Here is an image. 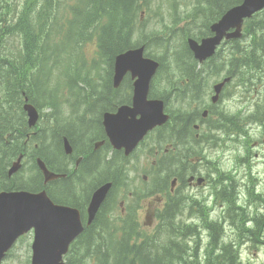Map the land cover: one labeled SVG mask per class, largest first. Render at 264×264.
Wrapping results in <instances>:
<instances>
[{
    "label": "trees",
    "instance_id": "obj_1",
    "mask_svg": "<svg viewBox=\"0 0 264 264\" xmlns=\"http://www.w3.org/2000/svg\"><path fill=\"white\" fill-rule=\"evenodd\" d=\"M203 11L197 10L189 20L199 19L202 14L216 19L238 0H209ZM48 9L36 14L37 24L32 22L24 12L14 24H10L9 16L0 8V192L12 190L38 191L42 188V177L34 164V158L39 156L48 165L39 146L41 136L38 127L34 134L27 128L25 114L22 109L23 98L39 110L49 108L54 111L58 102L57 87L52 88L48 76L52 69L59 67L65 76L63 86L69 93L74 92L72 87H78L89 75V65L85 63L84 48L87 44L96 45V53L106 63L108 70L115 55L137 45L134 40L138 14L142 6H147L149 0H47ZM165 30V31H164ZM160 32V48L163 56L170 52L173 59L169 63H161L165 68L171 67L174 72L162 87L163 92L175 93L186 101L187 106L198 104L204 91L203 68L196 64L184 69V53H188L182 44L179 54L172 52L170 42L164 27ZM167 30V31H166ZM22 38L19 48H9L6 39L14 33ZM207 32V27L203 35ZM143 37L139 36L141 40ZM138 40V39H137ZM229 49L226 55L218 52L206 64L212 65L214 74L225 72L234 77L240 84L256 87L261 85L262 101L255 104V110L250 118L260 125L264 132V11L255 14L244 26L242 37L239 40L228 42ZM184 50L182 51V49ZM84 56V62L82 60ZM215 62V63H213ZM170 64V65H169ZM184 69V70H183ZM36 74V77L32 74ZM100 82L90 86H99ZM97 94L100 91L95 90ZM80 101L95 100L90 95L95 93L75 91ZM151 97H155L153 91ZM161 99L164 94L159 96ZM199 112H197L198 114ZM216 128L222 118L218 114ZM196 115L188 118L187 137L189 149L198 146L202 136L196 137L192 126L196 122ZM47 121V127H48ZM74 134V133H72ZM76 135V134H75ZM58 143V141H57ZM57 143H54L55 149ZM35 145L38 146L35 149ZM30 163L34 177H23L21 172L8 177L7 170L18 156ZM197 154L190 157L196 160ZM80 170V168H79ZM78 170V171H79ZM58 174H66L67 179L75 173L67 170H56ZM27 174V175H28ZM100 178L94 179L98 184ZM166 178H162L167 186ZM251 180H253L251 178ZM113 189H116L121 180L117 177L110 180ZM78 181L75 185H81ZM74 185V187H75ZM234 181L229 176L218 173L213 181L212 204H221L220 212L213 216L210 208L203 209L196 202L189 201L187 195L180 192L173 197L167 193L168 204L159 215L160 224L153 235H145L138 229V222L125 227L124 235L112 237L104 235L103 229L97 220L94 221L91 232L83 234L80 242L85 244L83 254L69 251L66 264H77L92 248L93 264H242L239 257L243 246L252 248L264 246V194L260 195L253 190H247V203L238 201L234 189ZM73 187V188H74ZM72 188V189H73ZM164 191V190H163ZM88 195L83 198L87 199ZM251 202H256L251 206ZM183 203L182 207L178 205ZM259 203V204H257ZM173 204L174 206H170ZM71 205H74L71 202ZM193 206L197 207L196 211ZM253 208V209H252ZM197 219L183 223V229L189 238L187 249L181 235L174 234L172 224L181 222L182 217ZM222 217L219 224L209 219ZM229 221L231 238H226L222 222ZM204 231V232H203ZM202 232L207 244L202 248ZM89 239V241L87 240ZM186 256V258H185Z\"/></svg>",
    "mask_w": 264,
    "mask_h": 264
},
{
    "label": "water",
    "instance_id": "obj_2",
    "mask_svg": "<svg viewBox=\"0 0 264 264\" xmlns=\"http://www.w3.org/2000/svg\"><path fill=\"white\" fill-rule=\"evenodd\" d=\"M264 9V0H243V3L229 10L212 26L213 37L204 39L200 44L188 40V46L197 60L210 56L221 39L240 37V27L244 18H249L253 13ZM230 29L234 31L226 34ZM157 68L152 60L143 58V48L129 50L115 58V84L117 85L124 74L129 71L137 79L134 83V111L139 112L140 118L132 120L130 130L126 123H122L110 135L114 148L120 144L129 154L143 135L154 126L167 121L163 114L160 101H146L149 82ZM223 84L214 87L216 94ZM216 100V97L213 101ZM24 110L28 116V125H35L37 120L36 110L26 105ZM125 112L120 108L119 113ZM120 141V142H119ZM118 143V146L116 143ZM65 144V152L69 153ZM38 168L42 171L45 181L57 176L49 173L44 165L37 160ZM18 169L14 163L8 172L11 175ZM203 181L198 179V184ZM110 184L98 188L92 195L88 207V223H90L99 205L104 200ZM34 230V243L32 246L31 264H63L62 256L67 252L68 246L81 231L78 213L70 208L54 205L45 192L36 194L28 192L0 193V258L3 256L17 237L28 230Z\"/></svg>",
    "mask_w": 264,
    "mask_h": 264
},
{
    "label": "rangeland",
    "instance_id": "obj_3",
    "mask_svg": "<svg viewBox=\"0 0 264 264\" xmlns=\"http://www.w3.org/2000/svg\"><path fill=\"white\" fill-rule=\"evenodd\" d=\"M194 4L193 0H151L150 12L143 14L140 20V24L144 29L150 26V22L154 20L152 13L158 12L160 15H165L166 24H170L173 17L183 14H187L191 11ZM182 33L174 34L175 44H179L181 41ZM7 43L10 47H20L22 44V38L17 35H11L7 38ZM95 46L93 43H89L85 46V63L91 67L94 58ZM158 53V52H156ZM82 75V74H81ZM216 78L208 80V92L205 98V105L209 102L211 86L217 81ZM61 80L51 82L53 86L57 85ZM260 87L252 89L235 88L233 82L222 93L219 103L216 105V110L221 111L229 116H238L239 113L243 114L241 117L247 116L254 111L255 104L260 103L261 94ZM59 92V110L61 117L72 116L81 112V106L76 104L80 98L75 93L69 94L62 89ZM128 98L122 97V100L126 101ZM43 113H47V109L42 110ZM213 121H215L213 119ZM84 125L87 127H97L92 122L88 123L84 120ZM43 124H40L42 127ZM237 130L235 127H230L229 133L233 135L208 132L206 139L207 144L202 150L204 159L209 164L195 165L194 171L197 175L204 176V173H208V169L213 167L217 168L220 172L230 173L236 183V191L238 192L239 199L242 203H247L244 198L246 196V190H253L255 193L264 194V132L259 124H242L237 123ZM241 132H244L243 135ZM159 158V157H156ZM118 163L117 161L115 164ZM126 176V187L120 189L123 200L128 202V208L138 210L139 212V224L140 229L147 235H151V232L158 224L157 217H148L147 212H143L145 209L144 203L162 200V196L151 193L149 190L152 186L154 188L156 184L161 180L159 173L156 177V183H153L154 176L149 175L146 183L142 180V175L148 172L147 158L141 152L135 154L132 158H126V161L121 162ZM211 173V172H210ZM251 178L253 180H251ZM84 184L83 186H85ZM184 192L196 195L204 196L210 192V187L206 183L205 186L197 188L195 186H185ZM89 190V187L83 189V191ZM138 196L140 199L138 200ZM156 208H161V206ZM252 207L256 202L250 203ZM258 204V203H257ZM141 205V207H140ZM218 213V210L216 209ZM122 221V220H121ZM121 221L119 224L121 226ZM137 221V220H136ZM227 232H229L227 230ZM31 253L26 248L22 251V262L20 264H26L27 257L30 259ZM239 257L242 264H264V246L258 248H252L249 245H245L241 248ZM29 261V260H28Z\"/></svg>",
    "mask_w": 264,
    "mask_h": 264
},
{
    "label": "flooded vegetation",
    "instance_id": "obj_4",
    "mask_svg": "<svg viewBox=\"0 0 264 264\" xmlns=\"http://www.w3.org/2000/svg\"><path fill=\"white\" fill-rule=\"evenodd\" d=\"M102 104L105 106V109L101 111V115L105 112H109L111 114L116 113L117 109L121 105H130V102L127 101V103H122L119 101V98H113V99H103ZM208 110V109H207ZM114 112V113H113ZM206 120V115L200 116V121L204 122ZM178 122H180L179 119H177ZM97 127H90L85 130H83V134L80 136L82 138V142L75 146L73 145L70 140L69 136L72 135L71 132L64 130H55L56 131V138L58 139V150L60 151L59 155L55 154L54 149H49L45 151V157L48 156V162L50 163L49 169L50 171L54 172L56 170H67L68 172L72 173L75 172L71 177L75 176L73 179L81 181L83 177H88V179H96L100 178L98 182L97 188L108 182L107 178L104 177L105 173L107 171V163L110 159H113L114 157L120 158L123 160V158H129L124 156V149H114L112 145L110 144L109 137L107 135V132H104V129L102 127L101 119H98L96 123H94ZM167 130H172L170 126L166 127ZM166 128H160L153 130L150 134H148L144 140L138 144V146L135 148L134 151H139L142 147H144V156L147 157V167L148 172L144 175H142V180L147 181L149 178V175H154L157 171L156 167V157L161 156L162 153L159 151V149L153 145L152 147H149V139L151 136L156 135L157 133L161 132L163 129ZM176 137L181 135V137L184 138V150L187 149V128L180 127V125L176 124V127L174 128ZM89 134H92L94 137L90 140H86V136ZM79 136V135H78ZM66 138L69 145L68 150L69 154L64 153V146L62 148L63 139ZM89 141V142H88ZM133 151V152H134ZM167 149H164L162 152L167 153ZM171 152H174L173 148L171 147ZM171 163V161H169ZM80 168V170H79ZM79 170V171H78ZM171 173L174 179L176 181V185L184 184L187 185V187H192L195 185V176H190L192 172L186 171L183 167H174L171 168ZM107 174V173H106ZM66 176V175H65ZM190 176V177H189ZM191 177H194V180L189 181L188 179ZM65 178H59L55 181H52L49 185H52V193L54 196L57 197V202L61 203L65 200H69L75 204V206H70L72 208L77 209V205L75 203L76 194L73 192L71 188V183H62L60 180H64ZM109 197L105 198V200L102 202L101 206L103 205L104 209V215L102 219L109 220L111 222V225H117L120 226L119 221L124 220V217L126 215H129L131 219L137 220V222H140L139 220V212L138 210H133L128 208V202L125 200H122L118 198V204L119 208L118 210L113 214L110 215L111 210H108V207L110 208V205L107 202H105ZM105 202V203H104ZM158 202V200L150 201L144 203L145 209L143 212L148 213V217H151L155 213V204ZM104 203V204H103ZM65 205V204H63ZM69 206V205H68ZM88 204L83 205V214H80V220L81 224L83 226V230H89L90 226H86V219H87V213L86 208ZM141 207V205H140ZM154 207V208H153ZM85 228V229H84ZM82 230V232H83ZM89 234V233H86ZM115 234L121 235L122 232L119 230V232H116ZM34 240V234L33 231H30L22 236H20L12 245V247L4 254L2 259L0 260V264H20L23 260L22 258V251L26 248L29 249V252L31 253V247ZM76 241V240H75ZM73 241L70 248L74 253H76V242ZM31 258V255H30ZM29 260V261H28ZM26 264H30V259L27 257Z\"/></svg>",
    "mask_w": 264,
    "mask_h": 264
},
{
    "label": "bare ground",
    "instance_id": "obj_5",
    "mask_svg": "<svg viewBox=\"0 0 264 264\" xmlns=\"http://www.w3.org/2000/svg\"><path fill=\"white\" fill-rule=\"evenodd\" d=\"M69 140L75 146L79 145L82 142V138L78 135H75V134L70 135ZM21 191L22 190L1 191V193L10 194V193H17V192H21Z\"/></svg>",
    "mask_w": 264,
    "mask_h": 264
}]
</instances>
